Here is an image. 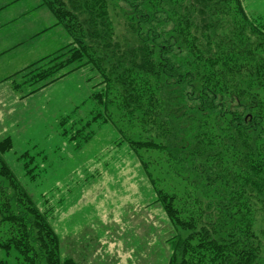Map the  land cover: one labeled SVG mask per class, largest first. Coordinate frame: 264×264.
<instances>
[{"label": "trees", "instance_id": "16d2710c", "mask_svg": "<svg viewBox=\"0 0 264 264\" xmlns=\"http://www.w3.org/2000/svg\"><path fill=\"white\" fill-rule=\"evenodd\" d=\"M38 1L70 39L9 76L19 98L70 73L93 71L99 80L91 85L92 98L104 108L92 114L94 120L112 122L107 110H116L126 127L115 125L119 140L151 179L147 166L157 164L154 152L164 154L171 178L161 179L159 188L175 192L161 193V204L171 224L198 239L194 244L192 237H178L174 246L182 249L169 264H264V253L253 242L258 239L250 234L249 217L257 201L264 214V35L255 30L242 0ZM121 3L127 8L129 38L110 33L109 12L121 14ZM221 28L225 32L217 39L214 32ZM64 123L61 134L78 146L91 138L89 121L83 125L85 132ZM12 147L9 136L0 139V182L4 179L6 186L17 189L16 197L27 201L34 216L28 224L21 214L3 216L27 228L1 248L23 251L26 260H36L40 250L45 264H62L45 214L30 201L4 159ZM20 159L33 179L32 157L23 152ZM195 188L232 191L229 200L223 197L214 207L206 197L203 206L199 197L194 200L188 191H178ZM195 204L187 220L180 216ZM36 224L42 244L28 230Z\"/></svg>", "mask_w": 264, "mask_h": 264}, {"label": "rangeland", "instance_id": "374dc122", "mask_svg": "<svg viewBox=\"0 0 264 264\" xmlns=\"http://www.w3.org/2000/svg\"><path fill=\"white\" fill-rule=\"evenodd\" d=\"M242 4L246 15L258 28L255 30L264 35V0H242ZM122 5L121 14L117 10L109 12L113 24L110 33L129 38L132 33L125 25L127 8ZM28 18L23 29L27 28V24H36L34 19ZM60 29L61 32L58 29L47 30L38 39L40 44H36L37 40L31 45L40 46L42 50L52 46L53 49L44 56L50 55L70 39L67 32ZM224 32L221 28L214 35L218 39ZM261 32H258L259 36ZM27 58L24 55L21 59ZM9 60L12 58L0 61V139L9 136L13 143L12 149L4 154V159L30 201L45 214L58 242L57 254L62 264H169L182 249V246H174L178 237L182 240L192 237V243H198L191 231L176 228L170 223L161 204V193L168 195L175 192L159 188L161 179L171 178L164 154L154 152L157 164L147 166L151 179L145 175L135 153L119 140L116 126L126 127L116 110L112 106L107 110L112 122H102L101 118L94 120L92 114L102 106L92 98L91 85L99 80L93 71L89 73L81 69L70 73L22 99L19 92L11 88L8 78L24 65H7ZM99 112H104V108H100ZM62 121H65L66 128L72 126L83 132L88 129L92 132L91 138L78 146L61 134L64 128ZM87 121L90 124L83 129ZM218 143L219 140H215V148L220 150ZM23 152L32 157L29 165L34 167L33 179L26 174L20 159ZM4 181L0 182V262L45 264V252L40 250L36 260L35 257L26 260L21 253L23 251L13 247L8 251L1 248V243L10 242V236L21 235L27 228L26 223L34 216L33 211L29 213L27 210V201L16 197L17 189L6 186ZM174 181L179 183L176 177ZM178 191H188V196L194 200L200 198L203 206L206 197L217 207L223 197L230 199L232 190L195 188ZM196 206L198 204L190 209L184 208L182 212L186 213L180 216L187 220ZM256 206L257 210L249 213L252 218L250 234L258 239L253 242L264 253V214L260 202L257 201ZM215 212L213 208V214ZM10 213L21 214L26 223L2 220ZM29 226L31 234L39 238H35L36 242L42 244L39 225ZM199 227L200 224H197L196 228ZM41 236L46 239V235ZM191 264L197 262L193 260Z\"/></svg>", "mask_w": 264, "mask_h": 264}, {"label": "crops", "instance_id": "0c3cea01", "mask_svg": "<svg viewBox=\"0 0 264 264\" xmlns=\"http://www.w3.org/2000/svg\"><path fill=\"white\" fill-rule=\"evenodd\" d=\"M51 16L45 8L38 5L37 0H0V61L4 62L11 57L12 60L6 61L9 62L7 65L27 66L34 59L36 61V58L51 51L52 46L42 50L40 46L31 45L42 38L47 30L58 29L61 32V27L54 24ZM28 17L34 19L36 24H27V28L23 29ZM36 44H40L39 40ZM13 53L17 55L12 56ZM24 55L28 58L21 59Z\"/></svg>", "mask_w": 264, "mask_h": 264}]
</instances>
